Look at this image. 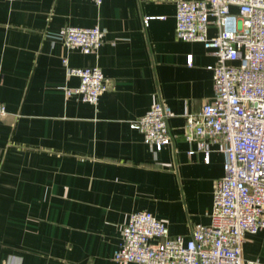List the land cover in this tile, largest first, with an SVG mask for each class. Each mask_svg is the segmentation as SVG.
I'll list each match as a JSON object with an SVG mask.
<instances>
[{"label":"crops","instance_id":"1","mask_svg":"<svg viewBox=\"0 0 264 264\" xmlns=\"http://www.w3.org/2000/svg\"><path fill=\"white\" fill-rule=\"evenodd\" d=\"M175 3L0 0V264H117L133 212L148 211L186 238L209 223L223 142H208L206 162L197 141L185 139L184 115L212 100L215 57L176 38ZM95 25L105 35L92 54L55 37L64 26ZM64 57L102 70L108 89L96 105L67 93L79 80ZM155 101L174 113L171 142L158 151L130 127ZM242 256L264 262V230L245 234Z\"/></svg>","mask_w":264,"mask_h":264},{"label":"built area","instance_id":"2","mask_svg":"<svg viewBox=\"0 0 264 264\" xmlns=\"http://www.w3.org/2000/svg\"><path fill=\"white\" fill-rule=\"evenodd\" d=\"M92 1L99 6L103 0ZM175 6L176 38L200 42L215 57L207 66L213 98L184 115V136L197 141L206 162L208 142H223V176L213 184L208 224H195L186 238L170 234L166 223L148 211L133 212L121 228L113 259L117 264H264L242 256L245 234L264 230V0H176ZM210 24L216 27L214 36H208ZM104 35L98 25L64 26L55 37L67 49L92 54ZM62 63L67 75L79 80L67 93L96 105L108 89L102 70L69 66L65 57ZM6 114L0 103V122ZM173 115L169 106L155 101L130 127L158 151L171 142L168 119Z\"/></svg>","mask_w":264,"mask_h":264}]
</instances>
